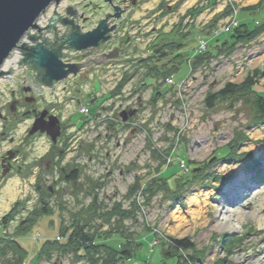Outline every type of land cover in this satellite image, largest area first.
<instances>
[{
  "label": "rangeland",
  "instance_id": "obj_1",
  "mask_svg": "<svg viewBox=\"0 0 264 264\" xmlns=\"http://www.w3.org/2000/svg\"><path fill=\"white\" fill-rule=\"evenodd\" d=\"M262 23L264 0L140 1L131 20L140 31H131L130 50L145 59V75L138 67L123 78L117 70L113 78H77L63 96L59 86L57 105L64 116L70 114V149L62 166H69L65 175L75 171V178L67 182L59 167L46 172L38 166L53 150H64L49 148L41 138L28 162L0 187V231L5 224L6 239L26 252L23 264H86L62 247L36 259L46 242L64 243L60 226L73 224L89 234L125 236L137 247L140 241V254L152 264H162L165 253L177 255L180 264H254L264 249V115L257 99L264 97V29L252 41L238 39L233 48L214 45L232 43L230 33L246 37ZM174 27L180 29L182 61L176 72L166 66L172 76L154 81L147 67L168 64V52L161 49L175 36ZM205 52L210 59L194 65ZM10 77L0 78V106L11 98ZM226 88L233 93L210 100ZM236 138L237 155L252 157L213 161L193 184H174L176 174L190 173L188 161L203 165ZM245 178L247 188L236 189ZM43 183L53 189L44 197L50 216L41 212L37 188ZM229 191L234 202H226ZM220 212L230 221L217 223ZM26 220L34 223L23 232ZM171 239H188L193 251L175 252ZM17 258L13 245H0V264Z\"/></svg>",
  "mask_w": 264,
  "mask_h": 264
},
{
  "label": "flooded vegetation",
  "instance_id": "obj_2",
  "mask_svg": "<svg viewBox=\"0 0 264 264\" xmlns=\"http://www.w3.org/2000/svg\"><path fill=\"white\" fill-rule=\"evenodd\" d=\"M140 1L97 0L98 3H94V0H61L58 5H52L51 10L50 6L37 20V23L39 20L44 23L42 26L38 23L37 34L29 30L23 38L28 48L43 44L48 51H57V61L63 65L61 71L66 72L67 77L58 82L52 81L50 87L41 83V69H36L31 60L24 62L26 57L22 50L15 49L9 55L4 63H7L9 70L2 76L13 77L8 81L11 98L4 106H0V149L4 148L0 151V187L19 166L28 162L34 142L41 138L49 148L64 147V150L60 149L57 154L53 150L44 165L42 159L37 161L38 166L46 172H53L59 167L58 172L64 173L63 180L66 181L65 172L69 166L65 169L62 165L67 164L63 163V159L70 149V114L64 116V107L57 105L59 86L63 96L70 94V81L77 78H113L118 74L117 71L123 78L129 76L130 68L138 67L144 69L145 75V59L135 56L130 50L133 45L131 31H140V27L131 24L133 12ZM54 16L57 17L54 26L49 27ZM102 21H105L106 33L102 34L95 47L76 51L62 44V39L71 34L92 32ZM32 37L35 39L32 40ZM73 65L79 66L76 75L70 73V66ZM38 187L44 197L53 191L46 183ZM5 232V229H1L0 239L6 238Z\"/></svg>",
  "mask_w": 264,
  "mask_h": 264
},
{
  "label": "trees",
  "instance_id": "obj_3",
  "mask_svg": "<svg viewBox=\"0 0 264 264\" xmlns=\"http://www.w3.org/2000/svg\"><path fill=\"white\" fill-rule=\"evenodd\" d=\"M262 6L259 5L258 9H260ZM175 31L173 30V33L175 34L174 37H171L170 39H168V43H163L162 45V49L161 51L165 50L166 52H168V55L166 56V58H170V60H168V64L162 63L161 66H156L154 65L153 67L149 66L147 67L148 73L147 76L150 79H153L154 81H157V79H163L166 75L168 76H172V72H167L166 66L167 65H171L172 69L176 72L178 70V63L180 61H182V54H180V49H181V44H179L178 39H182L179 35V31L180 29L177 27H174ZM264 29V23L262 24H256V26L249 32V35H247L246 37L242 36H238V35H233L232 33H230L229 39H232L233 42L229 43V42H222L220 44H216L214 46H216L217 48H220L224 45L228 46L229 48H233L235 46V44L237 43L238 39L241 40H246V41H252L253 39H255ZM178 38V39H176ZM176 39V40H174ZM215 43H218L217 41H215ZM168 49V50H167ZM186 56H188L186 54ZM172 59V60H171ZM205 59H210L208 58V53L205 52L204 54H201L200 56H197L194 60V65H201L203 63V61ZM178 64V65H177ZM186 66V65H185ZM184 66V67H185ZM149 72L152 73L151 75H149ZM259 72L256 71L253 76L252 79L254 77H258ZM246 87L248 89H251V87L253 86V82L252 81H246ZM234 85L231 84H227L226 87H232L233 88ZM232 90H227L226 89H222L220 90L215 96H212L210 98L211 99H215L214 97L216 96H226L228 94H232ZM257 99H259L260 101V105H261V109L260 110L263 115H264V97H261L260 95H258ZM209 100V101H210ZM208 101V103H209ZM210 105V104H209ZM261 121L264 120V116H261ZM239 139H235L234 141L230 142L229 144H227L225 146V153L223 154H219V156H212L209 159H207L205 161V163L203 165L197 166L196 163L193 162H189L186 165V172H190L189 174H186L185 171L179 174H176V177L174 179V184L177 185L178 183H180L181 181L183 183H187V185H191L194 183V179L196 177H198L196 174H198V172H203L205 170L206 167H208L213 161L215 164H218L220 161H232V159H234L236 156L240 157L243 155H237V149L240 145ZM244 156H248V155H244ZM243 156V157H244ZM252 157V156H251ZM66 177V181L70 180V179H74L75 178V171L71 172V173H67V175H65ZM183 179H182V178ZM68 178V179H67ZM70 178V179H69ZM167 182H169V180L166 178V182L164 183V185L167 186ZM167 188H169L167 186ZM39 189V187L37 188V190ZM40 202L44 205L41 212L43 215H53V213H51L46 207L48 206V202H46L48 199H45L43 194H40ZM17 211V206L12 208L9 212L8 215H12V213L14 211ZM8 215H6L3 218V223L6 222V219L8 217ZM60 215V214H59ZM123 216V215H122ZM26 224L25 227L22 228L23 232H25L26 230H28V228H30L33 225V220H26L24 222H22V224ZM21 224V225H22ZM62 228V229H61ZM1 229H5V225L3 224V226L1 227ZM22 232V233H23ZM20 234V231H19ZM60 236L64 237L65 242L64 243H60V242H46L40 252L38 253V257L36 258L37 261H40V259L42 258V256H49L50 255V251L57 250L59 248H65L68 251L73 252L74 257L78 258V259H85L86 264H152L146 261L145 259V255L144 254H140V248L141 245L140 241L138 242V247L136 245L132 244V240L129 238H126L125 236H120L118 238V235H109L107 232H100L99 234H89L86 231H84L82 228H78L77 224H73L68 228H63V226H60ZM229 239V237H228ZM224 240V239H223ZM0 245L1 244H10L13 245L16 250H17V254H18V258L15 262L11 263V262H6L5 264H23L24 262V257L26 252L16 243V241L14 239H2L0 240ZM225 241V240H224ZM222 241V242H224ZM233 241V239H229L228 240V245ZM171 249L175 250V252L181 251V252H189V251H193V245L189 242L188 239H182V240H176V239H171ZM138 249V252H137ZM145 249V248H144ZM143 249V250H144ZM102 254V258H95V256L98 254L99 255ZM202 256V255H201ZM143 258V259H142ZM162 264H180L179 263V257L175 254H164L160 256ZM49 259V258H48ZM194 261V260H193ZM187 262V260H186ZM189 264V263H188Z\"/></svg>",
  "mask_w": 264,
  "mask_h": 264
},
{
  "label": "water",
  "instance_id": "obj_4",
  "mask_svg": "<svg viewBox=\"0 0 264 264\" xmlns=\"http://www.w3.org/2000/svg\"><path fill=\"white\" fill-rule=\"evenodd\" d=\"M61 0H0V78L5 75L2 67L15 49L24 52L26 59L31 60V64L36 69L43 71L41 83L47 87L52 85V81L58 82L67 77L66 72H62V64L57 61L58 53L48 51L43 44H38L28 48L22 42L25 34L32 29L37 30V20L52 5H58ZM57 17L54 16L49 27L54 26ZM37 32V31H36ZM106 33L105 21L92 32L77 35L76 33L62 39V44H66L69 49L76 51L86 50L95 47L97 41ZM34 40L35 38H31ZM79 66H70V73L76 75Z\"/></svg>",
  "mask_w": 264,
  "mask_h": 264
},
{
  "label": "bare ground",
  "instance_id": "obj_5",
  "mask_svg": "<svg viewBox=\"0 0 264 264\" xmlns=\"http://www.w3.org/2000/svg\"><path fill=\"white\" fill-rule=\"evenodd\" d=\"M4 69H7V63L3 65ZM248 156H252L251 154H248ZM248 178H245V179H242L241 181H239L238 185H236V189L237 188H241V189H245L247 188V181ZM236 195L234 192L232 191H229V195H228V198L226 199V202H234L236 200ZM198 207H199V204H196ZM217 223L220 222V224L223 222V221H230V219L228 217H226L225 215H222V213H217ZM262 217V216H261ZM263 219V218H262ZM254 264H264V249L263 251L259 254V256L257 257V259L255 260Z\"/></svg>",
  "mask_w": 264,
  "mask_h": 264
},
{
  "label": "built area",
  "instance_id": "obj_6",
  "mask_svg": "<svg viewBox=\"0 0 264 264\" xmlns=\"http://www.w3.org/2000/svg\"><path fill=\"white\" fill-rule=\"evenodd\" d=\"M22 42H23V40H22ZM24 43V42H23ZM26 43V42H25ZM84 112H86L87 113V110H84Z\"/></svg>",
  "mask_w": 264,
  "mask_h": 264
}]
</instances>
